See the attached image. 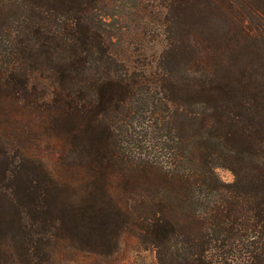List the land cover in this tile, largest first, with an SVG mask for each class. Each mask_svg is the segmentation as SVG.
<instances>
[{
  "label": "trees",
  "instance_id": "1",
  "mask_svg": "<svg viewBox=\"0 0 264 264\" xmlns=\"http://www.w3.org/2000/svg\"><path fill=\"white\" fill-rule=\"evenodd\" d=\"M145 1L138 67L109 0H0V114L42 113L62 148L56 173L0 134L4 242L24 248L0 242V264H57L113 226L158 264H264V0Z\"/></svg>",
  "mask_w": 264,
  "mask_h": 264
},
{
  "label": "rangeland",
  "instance_id": "2",
  "mask_svg": "<svg viewBox=\"0 0 264 264\" xmlns=\"http://www.w3.org/2000/svg\"><path fill=\"white\" fill-rule=\"evenodd\" d=\"M109 3L115 7L113 12L116 16L113 18V22L119 31L118 38L115 39L118 43L115 52L119 53L120 51L124 54L125 49L128 50L137 60L136 65L138 67L155 62L157 42L152 26L148 25L151 18L146 17L144 12L140 13L137 9L141 7V11H144L143 7H145L146 1L124 0L122 3V0H109ZM31 124H34V127L32 131H29L28 127H32ZM46 124L43 114L40 112L18 111L9 117V120L0 114L1 138L3 139L7 133L16 142L27 145L31 149L30 151L37 153V156L39 155L44 162H47L52 172L59 173L62 168L59 158L62 148L57 141L48 137ZM217 172L226 181L233 179L232 173L227 169L219 168ZM71 193L72 191L69 194ZM9 208V204L4 200L0 209V218L2 221L5 218V221L10 220L9 226L14 230L4 229L0 231V242L4 250L9 249L11 253L16 255L18 251L20 253L24 251L19 240L14 241L13 238L9 248L4 242L7 240L6 232L15 235L17 238L21 236L19 225L15 219L12 220ZM95 236L97 243L101 245L98 250L91 248L88 250L73 249L63 244L61 251L55 253V262L57 264H158L153 247L141 244L133 235L120 237L119 229L114 226L105 233L97 232Z\"/></svg>",
  "mask_w": 264,
  "mask_h": 264
}]
</instances>
